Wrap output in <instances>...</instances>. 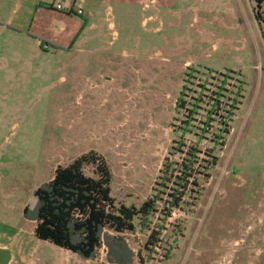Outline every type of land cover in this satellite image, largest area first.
<instances>
[{"label": "rangeland", "instance_id": "rangeland-1", "mask_svg": "<svg viewBox=\"0 0 264 264\" xmlns=\"http://www.w3.org/2000/svg\"><path fill=\"white\" fill-rule=\"evenodd\" d=\"M10 1L0 0V19L7 18ZM102 1L88 0L84 17L72 15V21L86 20ZM117 4L106 1L100 8L102 37L83 44L86 51L46 54L8 40L7 34L0 37V231L5 222L30 231L34 223L23 212L35 204L34 191L53 179L58 166L90 152L102 155L111 170L112 197L126 206H141L160 188L166 158L179 161V154L170 153L189 120L188 109L201 100L185 140L193 145L223 75H229L225 87L229 93L241 88V104L226 146L218 151L220 164L194 213L175 212L154 252L145 249L149 232L140 226L124 237L135 253L147 258L145 264H261L264 40L254 3L228 0L235 11L224 16L228 28L213 27L221 41L201 35L202 20L191 18L185 10L190 4L183 0L159 6L162 24L156 34L143 33L137 14L129 15ZM260 14L264 18V8ZM107 18L115 28L110 29ZM127 20L135 23L127 27ZM140 33L150 46L137 52ZM93 47L97 51L89 53ZM183 91L187 107L179 108ZM207 137L203 148L211 145ZM84 170L95 176L93 165ZM161 217H152L153 225H160ZM180 223L182 232L166 260L165 249Z\"/></svg>", "mask_w": 264, "mask_h": 264}, {"label": "trees", "instance_id": "trees-1", "mask_svg": "<svg viewBox=\"0 0 264 264\" xmlns=\"http://www.w3.org/2000/svg\"><path fill=\"white\" fill-rule=\"evenodd\" d=\"M255 2L257 19L264 27V18L259 11L264 0ZM69 13L77 15L73 9ZM223 76L220 91L212 99V109L204 122L202 133L197 135L199 138L193 145H187L185 140L187 134L192 133L191 122L201 100L196 99L193 108L188 109L189 120L180 127L182 133L174 141L176 147L170 153L171 156L179 154V161L166 158L159 177L160 188L155 189L151 198L139 207L117 202L112 197V173L104 157L95 152L84 154L68 166H58L53 179L41 184L34 191L36 202L33 206L28 204L25 207L23 217L35 223L36 237L71 251L84 260L95 259L98 251L103 248L109 264H145L147 258L133 251L124 234L135 232L140 226L142 231L149 232L145 249L154 252L161 245L162 233L167 229V224H170L175 212L187 215L194 213L195 207L205 195L204 185L220 164L218 151L226 146L233 117L242 98L241 88L237 92L229 93L225 86L230 77ZM183 96L184 91L178 101L179 108L187 107ZM207 136H210L211 145L203 148L201 143ZM88 164L94 166L95 176L85 173L84 168ZM165 196H168L167 201ZM157 214H161L162 223L153 225L152 217ZM181 232L180 223L173 243L165 249L164 259H170ZM261 264H264V255Z\"/></svg>", "mask_w": 264, "mask_h": 264}, {"label": "crops", "instance_id": "crops-1", "mask_svg": "<svg viewBox=\"0 0 264 264\" xmlns=\"http://www.w3.org/2000/svg\"><path fill=\"white\" fill-rule=\"evenodd\" d=\"M103 0L94 10L89 13V17L82 21L74 17L69 11L77 10L83 5L84 15L85 6L88 0H11L10 12L5 20L0 19V37L4 34L8 40L20 43L25 48H35L39 52L46 54L58 52H71L78 50L86 51L81 48L83 44L87 45L97 37H102V17L100 8L106 5ZM117 6L124 7L128 14H137L136 24L146 28V32L156 34L159 30V6H166V0H115ZM184 4L190 6L185 9L192 13L191 18L195 21L202 20L204 27H201V35L207 39L214 37L224 40L220 35H215L213 27L215 25L227 27L224 16L231 13V4L228 0H183ZM254 3V13L256 16V2ZM60 4L65 9L59 11L56 6ZM108 5V4H107ZM109 6V5H108ZM147 6V7H146ZM264 8V3L261 9ZM259 9V11L261 10ZM112 12V7H107V15ZM142 12V19L141 17ZM149 13L146 15V13ZM188 13V12H187ZM202 13L204 15L202 16ZM84 15L82 17H84ZM101 17V18H100ZM127 17V16H126ZM126 17L124 19H126ZM93 18V20H91ZM110 29L115 28V23L107 18ZM127 27L132 26L135 21L127 20ZM260 31L259 37L264 40L263 23L257 19ZM152 25L149 29L148 26ZM256 24V23H255ZM228 28V27H227ZM263 28V29H262ZM93 33V35L90 34ZM117 37V32H114ZM142 33L138 35V42L135 50L137 52L143 49L145 43L141 39ZM97 37V38H98ZM255 37V34H254ZM101 39V38H100ZM45 41V42H44ZM53 45V46H52ZM61 47L55 49L53 47ZM150 46V45H148ZM235 49H238L235 47ZM96 48H89V53L96 52ZM139 56V54H138ZM136 62V60L134 59ZM135 65V63H133ZM153 84V83H152ZM154 88V85L152 86ZM34 223V222H31ZM4 230L0 231V264H109L103 248L98 251L97 257L92 260H84L77 254L66 249L55 246L54 244L40 240L35 235V223L30 231L17 229L16 226H10L7 222L2 224Z\"/></svg>", "mask_w": 264, "mask_h": 264}, {"label": "built area", "instance_id": "built-area-1", "mask_svg": "<svg viewBox=\"0 0 264 264\" xmlns=\"http://www.w3.org/2000/svg\"><path fill=\"white\" fill-rule=\"evenodd\" d=\"M146 7H147V6H146ZM56 9L59 10V11H63L65 8H64L62 5L58 4V5L56 6ZM75 13H76L77 15H79V16L84 15V8H83V5H80V6L77 8V10H75ZM125 234H126V233H125ZM158 248H159V247H156L155 250L158 249Z\"/></svg>", "mask_w": 264, "mask_h": 264}, {"label": "bare ground", "instance_id": "bare-ground-1", "mask_svg": "<svg viewBox=\"0 0 264 264\" xmlns=\"http://www.w3.org/2000/svg\"><path fill=\"white\" fill-rule=\"evenodd\" d=\"M70 12V11H69ZM81 16H83V15H81Z\"/></svg>", "mask_w": 264, "mask_h": 264}]
</instances>
